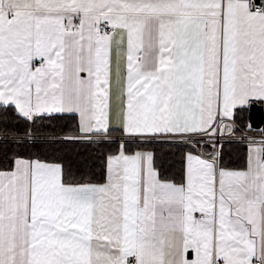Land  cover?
Returning <instances> with one entry per match:
<instances>
[{
    "label": "snow or ice",
    "instance_id": "6c2138e0",
    "mask_svg": "<svg viewBox=\"0 0 264 264\" xmlns=\"http://www.w3.org/2000/svg\"><path fill=\"white\" fill-rule=\"evenodd\" d=\"M262 122L264 0H0V264H264Z\"/></svg>",
    "mask_w": 264,
    "mask_h": 264
},
{
    "label": "trees",
    "instance_id": "16d2710c",
    "mask_svg": "<svg viewBox=\"0 0 264 264\" xmlns=\"http://www.w3.org/2000/svg\"><path fill=\"white\" fill-rule=\"evenodd\" d=\"M262 129H264V124ZM67 151L69 154H74L75 152H84V151H90L91 149H86L85 146L82 145H67L66 146ZM161 150L163 152H168L170 149L168 146H162ZM171 151H175L174 149H171ZM225 152L229 154L226 158L236 159L238 156H240L244 152V147L242 145L237 144H231L225 146Z\"/></svg>",
    "mask_w": 264,
    "mask_h": 264
},
{
    "label": "water",
    "instance_id": "95a60500",
    "mask_svg": "<svg viewBox=\"0 0 264 264\" xmlns=\"http://www.w3.org/2000/svg\"><path fill=\"white\" fill-rule=\"evenodd\" d=\"M263 124H264V122L260 123V124L258 125V127H259L260 129H262Z\"/></svg>",
    "mask_w": 264,
    "mask_h": 264
},
{
    "label": "built area",
    "instance_id": "2783aa9c",
    "mask_svg": "<svg viewBox=\"0 0 264 264\" xmlns=\"http://www.w3.org/2000/svg\"><path fill=\"white\" fill-rule=\"evenodd\" d=\"M254 134L258 135L257 133H254ZM237 145H239V144H237Z\"/></svg>",
    "mask_w": 264,
    "mask_h": 264
}]
</instances>
